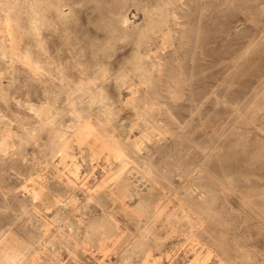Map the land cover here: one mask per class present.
I'll return each instance as SVG.
<instances>
[{"label": "rangeland", "instance_id": "rangeland-1", "mask_svg": "<svg viewBox=\"0 0 264 264\" xmlns=\"http://www.w3.org/2000/svg\"><path fill=\"white\" fill-rule=\"evenodd\" d=\"M0 258L264 264V0H0Z\"/></svg>", "mask_w": 264, "mask_h": 264}, {"label": "bare ground", "instance_id": "bare-ground-1", "mask_svg": "<svg viewBox=\"0 0 264 264\" xmlns=\"http://www.w3.org/2000/svg\"><path fill=\"white\" fill-rule=\"evenodd\" d=\"M60 8H61V7H60ZM36 12H37V11H36ZM10 16H11V15H10ZM14 23H15V22H14ZM17 24H19V23H17ZM19 25H20V24H19ZM11 29H12V28H11ZM11 29H9V30H11ZM15 30H16V29H15ZM14 32H15V31H13L12 33H14ZM14 35H15V34H14ZM14 38H15V37H14ZM15 42H16V39H15ZM17 42H18V41H17ZM25 57H26V56H25ZM27 57H28V56H27ZM27 60H28V59H27ZM34 71H36V70H34ZM51 114H52V113H51ZM86 120H87V119H86ZM108 120H110V119H108ZM83 122H84V121H83ZM110 122H111V121H110ZM84 123H85V122H84ZM99 125H100V124H99ZM103 125H104V123H103ZM111 125H112V124H111ZM85 126H86V125H85ZM87 126H89V124H88ZM83 127H84V126H83ZM83 127L81 128L82 130L86 129V127H84V128H83ZM89 127H90V126H89ZM92 127H93V126H92ZM94 128H95V127H94ZM98 130H99V129H98ZM106 130H107V129H106ZM90 131H91V130H90ZM90 131H89V132H90ZM95 131H96V130H95ZM108 131H109V130H108ZM84 132H85V131H84ZM78 133H80V132L78 131ZM82 133H83V132H82ZM91 133H92V131L90 132V134H91ZM86 134H87V133H86ZM79 135H80V134H79ZM81 136H82V134H81ZM86 137H87V136H86ZM118 138H119V137H118ZM82 139H85V138H82ZM82 139H81V140H82ZM79 140H80V139H79ZM66 142H67V141H66ZM66 146H67V145H66ZM135 146H136V145H135ZM65 151H66V150H65ZM67 151H68V150H67ZM69 151H70V150H69ZM119 151H120V150H118V153H119ZM61 152L63 153V152H64V149L61 148ZM115 152H116V151H115ZM149 152H150V151H149ZM118 153H117V154H118ZM117 156H118V155H116V157H117ZM67 157H68V156L65 155V159H66ZM118 158H119V157H118ZM62 159H64V158H62ZM126 161H127V160H126ZM175 167H176V166H175ZM143 168H144V167H143ZM137 170H138V169H137ZM178 170H179V169H178ZM77 171H78V170H77ZM169 171H170V170H169ZM62 172H63V171H62ZM152 172H153V171H152ZM170 174H172V173H169V175H170ZM176 174H177V173H176ZM145 176H146V175H145ZM68 180H69V178H68ZM72 180H73V179H72ZM72 180H71V181H72ZM73 182H74V181H73ZM125 182H126V181H125ZM151 182H152V181H151ZM123 187H124V186H123ZM34 192H35V191H34ZM41 192H42V191H41ZM36 193H37V192H36ZM146 196H147V195H146ZM199 204H200V203H199ZM182 205H183V204H182ZM185 209H186V208H185ZM188 210H189V209H188ZM140 218H141V217H140ZM95 220H96V219H95ZM93 221H94V220H93ZM92 223H93V222H92ZM108 225H109V224H108ZM86 226H87V225H86ZM49 227H50V226H49ZM107 227H108V226H107ZM137 227H138V226H137ZM108 229H109V227H108ZM110 229H111V228H110ZM86 230H87V229H86ZM94 230H95V228H94ZM151 231H152V230H151ZM105 232H106V231H105ZM150 234L152 235V233H150ZM87 235H88V234H87ZM108 235H109V234H108ZM90 236H91V234H90ZM92 236H93V235H92ZM90 238H91V237H90ZM88 239H89V238H88ZM123 241H124V240H123ZM107 253H108V252H107ZM14 254H15V253H14ZM15 255H17V254H15ZM15 255H14V256H15ZM0 260H1V258H0ZM8 260H9V259H8Z\"/></svg>", "mask_w": 264, "mask_h": 264}]
</instances>
